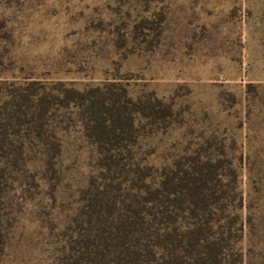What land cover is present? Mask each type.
Here are the masks:
<instances>
[{"label": "rangeland", "instance_id": "obj_1", "mask_svg": "<svg viewBox=\"0 0 264 264\" xmlns=\"http://www.w3.org/2000/svg\"><path fill=\"white\" fill-rule=\"evenodd\" d=\"M1 17L11 18L13 38L4 42L0 77L50 71L78 87L119 77L131 92L171 103L167 130L143 138L150 161L160 168L182 153L215 156L223 146L250 205L243 214L261 229L264 0H0ZM79 133L64 139L54 198L49 184L6 192L0 264H52L49 241L73 215L90 169L93 150Z\"/></svg>", "mask_w": 264, "mask_h": 264}, {"label": "trees", "instance_id": "obj_2", "mask_svg": "<svg viewBox=\"0 0 264 264\" xmlns=\"http://www.w3.org/2000/svg\"><path fill=\"white\" fill-rule=\"evenodd\" d=\"M10 19L0 18V67ZM49 72L0 77V215L6 192L21 185L49 184L55 197L64 139L80 132L95 155L73 215L49 241L52 264H264V217L259 231L257 217L243 214L250 205L223 146L159 168L143 138L167 130L171 103L135 94L119 77L78 87Z\"/></svg>", "mask_w": 264, "mask_h": 264}]
</instances>
